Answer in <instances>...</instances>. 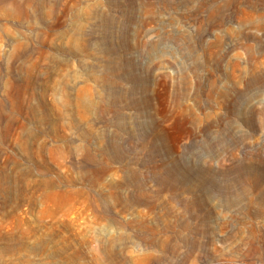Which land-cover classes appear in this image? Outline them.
<instances>
[{"label": "rangeland", "instance_id": "rangeland-1", "mask_svg": "<svg viewBox=\"0 0 264 264\" xmlns=\"http://www.w3.org/2000/svg\"><path fill=\"white\" fill-rule=\"evenodd\" d=\"M0 264H264V0H0Z\"/></svg>", "mask_w": 264, "mask_h": 264}, {"label": "bare ground", "instance_id": "bare-ground-1", "mask_svg": "<svg viewBox=\"0 0 264 264\" xmlns=\"http://www.w3.org/2000/svg\"><path fill=\"white\" fill-rule=\"evenodd\" d=\"M28 1V0H27ZM6 13V12H5Z\"/></svg>", "mask_w": 264, "mask_h": 264}]
</instances>
